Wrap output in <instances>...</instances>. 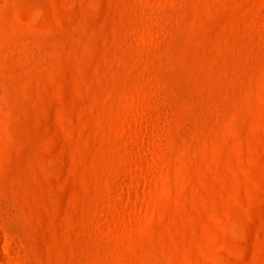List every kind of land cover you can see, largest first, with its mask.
Returning <instances> with one entry per match:
<instances>
[{
  "label": "rangeland",
  "instance_id": "1",
  "mask_svg": "<svg viewBox=\"0 0 264 264\" xmlns=\"http://www.w3.org/2000/svg\"><path fill=\"white\" fill-rule=\"evenodd\" d=\"M0 264H264V0H0Z\"/></svg>",
  "mask_w": 264,
  "mask_h": 264
}]
</instances>
